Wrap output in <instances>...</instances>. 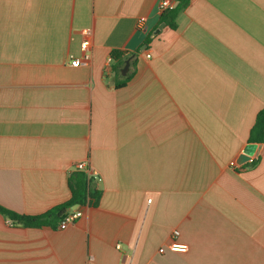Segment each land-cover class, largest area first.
I'll list each match as a JSON object with an SVG mask.
<instances>
[{
  "label": "crops",
  "instance_id": "1",
  "mask_svg": "<svg viewBox=\"0 0 264 264\" xmlns=\"http://www.w3.org/2000/svg\"><path fill=\"white\" fill-rule=\"evenodd\" d=\"M160 1L0 0V205L69 200L78 163L102 192L56 230L0 213V264H264V0H190L157 32Z\"/></svg>",
  "mask_w": 264,
  "mask_h": 264
},
{
  "label": "trees",
  "instance_id": "2",
  "mask_svg": "<svg viewBox=\"0 0 264 264\" xmlns=\"http://www.w3.org/2000/svg\"><path fill=\"white\" fill-rule=\"evenodd\" d=\"M178 4L172 9L166 10L161 14L160 23H165L170 26L171 30H176L177 19L181 12H183L189 5L190 0H175ZM149 42V39L148 41ZM131 56V55H130ZM126 53L120 50H113L111 57L117 61L115 70L120 72L124 66H126L129 57ZM135 63V61H133ZM134 72L128 73L123 78L122 86L131 81ZM250 142L264 143V108L256 116L255 123L251 129ZM98 181L94 174H88L86 171L74 170L70 173L68 180L69 187L71 189V197L69 200L60 203L52 209L34 216H28L26 214H19L4 208L0 205V213L4 217L13 221L14 224L20 225L26 228H40L49 227L51 229H58L62 220L70 213L73 212L74 206H97L99 204L102 192L95 186V182Z\"/></svg>",
  "mask_w": 264,
  "mask_h": 264
},
{
  "label": "built area",
  "instance_id": "3",
  "mask_svg": "<svg viewBox=\"0 0 264 264\" xmlns=\"http://www.w3.org/2000/svg\"><path fill=\"white\" fill-rule=\"evenodd\" d=\"M174 2L175 0H161L159 3V13L162 14L164 13L166 10L168 9H172L174 7ZM141 23V21H140ZM91 40L86 38L84 39V41H82L81 43V51H82V55L80 57L71 55L70 56V65L72 66H76V67H80L83 65H90L92 62V50H91ZM148 58H151V55H147ZM231 166L235 165V162L232 161ZM77 171H86L88 172V174H94L97 178L98 181H101L100 177L92 172L90 169H87L86 165L84 163H78L75 166V169ZM80 216H82V212L79 211H75V212H71L69 213L61 222L60 227H64L67 226L68 224H70L71 222L73 223L77 218H79ZM11 223H13L12 221H10ZM179 234L178 231H174L173 236H177ZM119 249H121L120 246H118ZM171 250L173 251H183L185 250L187 247L185 245H180L176 242L172 243L170 245ZM161 252H164V248H161Z\"/></svg>",
  "mask_w": 264,
  "mask_h": 264
},
{
  "label": "water",
  "instance_id": "4",
  "mask_svg": "<svg viewBox=\"0 0 264 264\" xmlns=\"http://www.w3.org/2000/svg\"><path fill=\"white\" fill-rule=\"evenodd\" d=\"M177 4H178V3L176 2V6H177ZM176 6H175V7H176ZM164 26H165V23H162V24L159 26V29L157 30V32H158L160 29H162ZM129 66H130V63H129V61H127L126 66L124 67V69H122V74H123V75H126V74H127ZM75 207H76V206H75Z\"/></svg>",
  "mask_w": 264,
  "mask_h": 264
}]
</instances>
